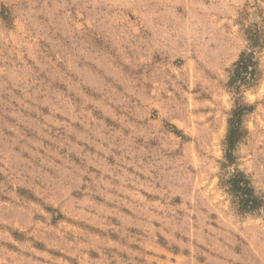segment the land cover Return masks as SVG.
Returning <instances> with one entry per match:
<instances>
[{"label":"rangeland","instance_id":"1","mask_svg":"<svg viewBox=\"0 0 264 264\" xmlns=\"http://www.w3.org/2000/svg\"><path fill=\"white\" fill-rule=\"evenodd\" d=\"M264 0H0V264H264ZM243 50L257 83L230 86ZM237 104L247 134L222 167Z\"/></svg>","mask_w":264,"mask_h":264},{"label":"trees","instance_id":"2","mask_svg":"<svg viewBox=\"0 0 264 264\" xmlns=\"http://www.w3.org/2000/svg\"><path fill=\"white\" fill-rule=\"evenodd\" d=\"M248 39L253 48H263L264 39L258 30L250 29ZM259 63L254 51L243 50L234 63L228 84L239 87H251L257 83ZM253 109L252 105L237 104L228 120V130L225 138V155L222 167L236 165V149L247 134L244 126V116ZM229 191L236 199L242 212H253L261 208L264 199L256 193L249 176L236 167L227 179Z\"/></svg>","mask_w":264,"mask_h":264}]
</instances>
